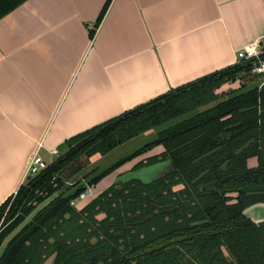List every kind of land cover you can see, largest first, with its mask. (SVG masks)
Listing matches in <instances>:
<instances>
[{"label": "trees", "instance_id": "trees-1", "mask_svg": "<svg viewBox=\"0 0 264 264\" xmlns=\"http://www.w3.org/2000/svg\"><path fill=\"white\" fill-rule=\"evenodd\" d=\"M25 1L0 0V19ZM253 61L170 89L64 141L10 205L11 197L0 204V245L30 217L7 241L0 264H264V219L255 222L246 213L264 204V83L243 81L225 98L216 93L251 73ZM152 132L150 141L112 165L83 172L94 154ZM156 145L164 150L149 162L169 161L160 176L121 180L80 210L70 205ZM252 157L256 164L248 166Z\"/></svg>", "mask_w": 264, "mask_h": 264}, {"label": "crops", "instance_id": "crops-1", "mask_svg": "<svg viewBox=\"0 0 264 264\" xmlns=\"http://www.w3.org/2000/svg\"><path fill=\"white\" fill-rule=\"evenodd\" d=\"M105 2L26 0L0 19V204L36 150L50 161L70 137L235 65L264 37V0H111L95 27ZM246 213L259 222L264 204Z\"/></svg>", "mask_w": 264, "mask_h": 264}, {"label": "rangeland", "instance_id": "rangeland-1", "mask_svg": "<svg viewBox=\"0 0 264 264\" xmlns=\"http://www.w3.org/2000/svg\"><path fill=\"white\" fill-rule=\"evenodd\" d=\"M246 82L247 87L254 86V85H261L264 83V77L255 75L252 72H248L247 74L243 75L242 77L237 78L235 82H229L225 86L224 92L220 95L221 98L226 97L225 91H228L231 88H236L240 85L241 82ZM219 97V98H220ZM220 98V99H221ZM214 103V102H212ZM155 136V133H146L141 134L128 142L121 144L111 152L104 155L102 158H99L98 160H95L93 157L90 159L91 164L89 167H87L83 172H86L93 167H98L99 169L106 168L110 165H112L117 160L129 155L131 152H133L135 149L139 148L143 144L150 141ZM164 150V147L162 145H156L149 150L133 157L132 159L126 161L122 165H120L118 168H116L114 171L110 172L109 174L105 175L103 178H101L96 184H94L91 187L87 188V196L84 199H80L78 196L74 198L75 205L74 207L77 210H80L83 206H85L89 201H91L93 198L98 196L100 193H102L104 190L110 188L114 183L129 179L132 177L139 178L143 181H150L153 178L160 176L164 170L168 167L169 161H159V162H153L150 163V160H153L157 157H159L162 154V151ZM55 158L52 156L50 161H47V163L53 161ZM256 159L254 157L250 158L248 160V166H251ZM148 162V163H147ZM141 163L144 165L139 166ZM126 170V171H125ZM31 178V177H30ZM14 196L11 197L9 201L12 202ZM45 201L44 203H46ZM8 205V206H9ZM5 210V213L8 210ZM40 207V206H39ZM99 219H102L104 217L103 214H99L97 216ZM30 217H26L20 224H18L9 234L5 236V238L2 240L0 245V255L2 254L7 241L29 220ZM2 221V219H1ZM0 221V222H1Z\"/></svg>", "mask_w": 264, "mask_h": 264}, {"label": "built area", "instance_id": "built-area-1", "mask_svg": "<svg viewBox=\"0 0 264 264\" xmlns=\"http://www.w3.org/2000/svg\"><path fill=\"white\" fill-rule=\"evenodd\" d=\"M264 37H261L257 41L252 43H247L240 49H238L236 53L237 61L240 60H254L253 68L251 72L253 74L263 76L264 77ZM50 155L56 158L59 155V148H53L50 151ZM48 163L43 159V157L39 154L38 150L33 152L27 161V166L25 170V178L28 176H33L41 172L45 167H47ZM87 196V189L79 194L80 199H84ZM70 205L74 206V199L70 201Z\"/></svg>", "mask_w": 264, "mask_h": 264}, {"label": "water", "instance_id": "water-1", "mask_svg": "<svg viewBox=\"0 0 264 264\" xmlns=\"http://www.w3.org/2000/svg\"><path fill=\"white\" fill-rule=\"evenodd\" d=\"M50 260L48 259L47 261H45L43 264H49Z\"/></svg>", "mask_w": 264, "mask_h": 264}]
</instances>
